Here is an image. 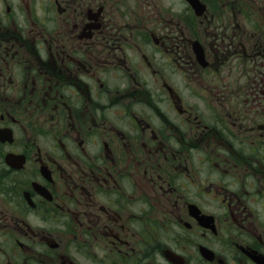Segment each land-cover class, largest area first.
Here are the masks:
<instances>
[{"label":"flooded vegetation","instance_id":"flooded-vegetation-1","mask_svg":"<svg viewBox=\"0 0 264 264\" xmlns=\"http://www.w3.org/2000/svg\"><path fill=\"white\" fill-rule=\"evenodd\" d=\"M0 264H264V0H0Z\"/></svg>","mask_w":264,"mask_h":264}]
</instances>
